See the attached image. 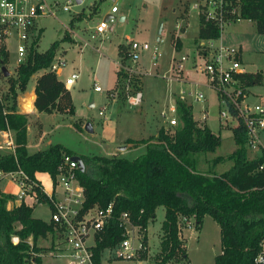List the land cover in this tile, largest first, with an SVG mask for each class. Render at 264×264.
<instances>
[{"label":"trees","instance_id":"obj_1","mask_svg":"<svg viewBox=\"0 0 264 264\" xmlns=\"http://www.w3.org/2000/svg\"><path fill=\"white\" fill-rule=\"evenodd\" d=\"M235 2L240 18L252 21L256 33L264 34V0ZM69 34L65 30L60 40L53 41L42 52L34 49L25 62L16 67V76L9 77V91L5 103L0 104V127H5L6 120L15 132L17 146L14 153L0 151V170L13 171L19 167L31 179L36 172H47L54 177L64 154L79 156L85 166L83 171L80 168L76 171L85 196L83 210L93 206L105 208L112 203L111 218L95 235L94 264H100L105 248L122 239L117 220L122 211L128 212L132 222L143 232L160 206L164 207V218L157 264L187 261L179 219L193 217L198 229L206 215L212 217L220 229L221 252L214 257V264H256L254 257L264 237V170H259L264 157L249 156L242 123L231 128L236 148L226 156L211 158L206 170L201 169V156L214 153L221 138L208 126L199 125L193 118L191 105L180 99L176 100L179 124L175 128L166 132L161 127L155 136L126 140V143L144 144L143 152L134 158L77 154L61 143L32 153L28 151L27 114L16 112L17 93L26 90L34 73L50 65L60 43L71 40ZM220 36L219 26L199 14L197 37L217 39ZM124 46L119 44V55ZM175 47L177 50L181 47L178 39ZM124 57H128L127 54ZM6 61L4 54L2 62ZM239 79L244 87H251L263 84L264 76L260 71L246 72L240 74ZM34 91V106L38 112L74 114L71 94L55 73L43 71L36 79ZM3 109L7 111L5 115ZM226 160L231 161L226 170L213 171ZM12 197L0 190V264H41L55 239L52 224L33 217V207L23 202L8 208L7 202ZM40 200H44L42 194ZM48 235L50 246L38 245V240L47 239ZM143 239L145 241L144 234Z\"/></svg>","mask_w":264,"mask_h":264},{"label":"rangeland","instance_id":"obj_2","mask_svg":"<svg viewBox=\"0 0 264 264\" xmlns=\"http://www.w3.org/2000/svg\"><path fill=\"white\" fill-rule=\"evenodd\" d=\"M49 2H58L59 10L55 17L44 16L37 20V26L41 27L39 38L35 43L37 51L46 50L55 40L63 37L64 31L72 30L77 32V40L71 38L70 41H63L58 46L66 49L65 59L67 64L64 67L61 77L66 76L72 67L79 71V78L72 87L74 97L75 113L73 115H48L43 114L41 119L49 131L42 139L41 144L33 148L43 147L46 140L52 143L58 142L77 154H103L107 156L123 155L134 158L141 154L144 149H134L133 144L124 142L125 150L114 148L117 146L119 138L124 135L139 137L147 135L150 130H154L151 115L156 110H160L167 99L173 96L174 100L179 99L180 95L186 97L192 102V111L199 120L201 114L206 110V123L212 131L221 138L220 145L214 153H208L201 156V169L208 168V162L216 155L226 156L231 153L236 145L233 140L231 128L236 124L224 125L219 120V113L223 106L219 105L215 93L208 89L204 83H198L195 80H204L205 77L198 73L192 66L190 59L183 61L181 74L182 78L169 80L171 75L170 66L173 56L179 57L183 54L193 55V51L199 39L198 34V9L193 7L196 0H83L76 4L73 1L70 11H63L66 0H47ZM116 6L118 11L111 13L112 6ZM107 14L113 17L108 20V30L102 37L96 35L90 39V44L99 46V52L90 46H86L82 51L77 49V42L80 45L84 42L83 38L93 34L94 26L105 19ZM120 17H123L121 19ZM214 22V21H213ZM180 29L176 28V24ZM217 23V22H215ZM218 24V23H217ZM221 36L216 42L222 41L225 45L235 47L236 44L243 46L244 56L243 65L246 64L248 71L259 70L264 74V35L255 31L254 23L249 20H243L223 25ZM221 28V27H220ZM69 34V35H70ZM179 35L181 47L176 49V39ZM89 38V37H88ZM130 39L138 42H147L150 50L140 54L138 62L130 60L125 45ZM197 40V41H196ZM75 43V44H74ZM125 43L122 54L117 53L118 44ZM13 45L11 44V48ZM157 51V59L151 60V50ZM127 54L128 57H124ZM120 56V57H119ZM121 60L124 66L133 69L126 71L122 68L117 72L116 61ZM143 65V69L139 67ZM12 71L11 77L16 76V68L8 65ZM181 76V75H180ZM116 78V81H115ZM36 75H32L28 82V88L32 89L35 84ZM115 81V85L113 86ZM9 80L4 86L7 87ZM98 85L101 90H94ZM264 85V84H263ZM264 87V86H263ZM262 89L261 86L253 87V90ZM140 90L143 94V101L139 107L127 105L126 96L131 91ZM108 91V92H107ZM203 92L205 101H194L189 92ZM260 91V90H259ZM21 92H18L20 95ZM108 94V96H107ZM112 94V95H111ZM32 95L26 93L24 98H17L22 109L32 111L33 105L25 106V102ZM22 96V95H20ZM116 99V102L108 101V98ZM189 97V98H188ZM176 101V100H175ZM93 104V105H92ZM105 108L102 114L99 113ZM82 118L86 122H92L95 128L94 133L79 128L75 123L77 119ZM179 120V119H178ZM41 120L35 118V115L28 114L31 134L30 141L36 143L41 133ZM79 131L75 130V125ZM231 127V128H230ZM161 128V127H160ZM169 128L166 132L170 131ZM104 139L106 144L112 148L102 147ZM261 139L264 143V131L261 133ZM102 147V148H101ZM30 148V150H33ZM128 149V150H127ZM130 149V150H129ZM107 152V153H106ZM260 150L249 151V156H259ZM231 161L226 160L213 168V171L220 173L230 166ZM3 187L8 189L7 181L3 182ZM33 214L43 219H47L49 211L47 205L37 206ZM164 218V207L160 206L156 210V216L150 220L146 230L140 231L144 234V250H140L131 258H118L108 256V251L101 253L100 264H157V257L160 251L161 223ZM191 225L182 230L185 238L187 261H180L177 264H214V257L220 253V229L216 221L206 215L203 217L201 226L195 227V219H190ZM14 242L17 239L13 238ZM44 246H50V241H39ZM52 249V247H51ZM116 251V249H115ZM70 258L61 257L55 251H48L41 264H69Z\"/></svg>","mask_w":264,"mask_h":264},{"label":"built area","instance_id":"obj_3","mask_svg":"<svg viewBox=\"0 0 264 264\" xmlns=\"http://www.w3.org/2000/svg\"><path fill=\"white\" fill-rule=\"evenodd\" d=\"M73 1L75 0H66L61 9L70 11ZM235 1L238 0H196L193 7L197 8L199 14L206 20L223 25L225 22L241 21ZM57 10H59V3L47 0H0L1 105L5 103V96L9 91V84L5 87L4 81L6 80L7 83L12 75L8 65L11 64L16 68L25 62L28 55L34 50L35 41L42 29L37 26V20L44 16L55 17ZM116 11L117 7L112 6L111 12ZM108 27V20H101L94 26L91 38H95V34L105 35ZM220 27L222 30L223 26ZM176 28L180 29V25L176 24ZM87 45L88 43L84 41L80 49ZM126 46L128 56L134 63L138 62L142 52L150 50V45L147 42H138L134 39H130ZM195 48L193 55L183 54L171 59V75L167 79H180L182 62L190 59L195 70L205 77L204 85L215 93L219 105L223 106L219 113L220 122L224 125L231 124L233 121L236 125L242 123L246 131L245 146L249 151L260 150L259 155L264 157V143L261 139V133L264 131V91L256 92L241 84L239 75L246 72L240 60V49L216 42L214 39H201ZM4 54L7 56L5 63L2 62ZM150 58L151 60L157 59L155 49L151 50ZM66 63V59L61 53H55L52 62L44 71L58 74L66 66ZM116 65L118 70L122 68L126 71H133V69L124 66L121 60L116 61ZM3 66L9 71L8 75L4 74ZM78 77L79 73L74 71L62 83L68 89L74 85ZM94 89L101 90L98 85H95ZM187 95L192 96L195 101H205L203 92H189ZM142 101L143 94L140 90L131 91L126 96V102L131 107L141 105ZM104 109L102 108L99 113L102 114ZM6 112L3 109V115ZM162 115L167 121L165 131L178 125L175 100L168 103ZM205 115L206 111L204 110L202 119L205 118ZM5 123V127H0V151L14 153L17 146L15 132L8 126L6 120ZM77 169V161L73 160L72 156L64 154L57 173L54 177L50 176V191L46 190L42 180L31 179L19 167L13 171L0 170V180L7 179L17 186L16 197L20 203L23 202L28 206L40 203L48 205L49 222L55 233V239L51 246L52 251L61 257L70 258L69 264H94L92 248L95 245V235L107 225L111 218L112 203H109L105 208L93 206L83 210L85 196L83 187L77 178ZM259 170H264V159ZM40 194L43 195L45 202L40 200ZM190 219L194 218L182 216L179 219L180 231L191 225ZM117 220L122 230V239L104 250L108 251L109 257L115 255L118 258L129 259L146 248L142 241L143 234H140V226L132 222L128 212L122 211ZM254 262L264 264V237L259 242Z\"/></svg>","mask_w":264,"mask_h":264},{"label":"crops","instance_id":"obj_4","mask_svg":"<svg viewBox=\"0 0 264 264\" xmlns=\"http://www.w3.org/2000/svg\"><path fill=\"white\" fill-rule=\"evenodd\" d=\"M117 11H118V8H117ZM116 11V12H117ZM110 12H111V10H110ZM111 13H113V12H111ZM115 13V12H114ZM107 15H112V14H107ZM106 15V16H107ZM105 16V17H106ZM112 17H113V15H112ZM111 17V18H112ZM121 19H123V17H120ZM109 20V19H108ZM244 20V19H243ZM250 21V20H249ZM178 24V23H177ZM92 30H94V28L92 29ZM73 32V33H72ZM72 32H71V34H70V36H71V38L73 39V40H77V32H75V30H72ZM94 32V31H93ZM264 35V34H263ZM89 37V38H88ZM87 38H83V41H86L87 43H88V45L87 46H90V47H92V48H94L97 52H99L100 50H99V46H93V45H91L90 44V39H91V35L90 36H88ZM102 37V36H101ZM177 38H179V40H180V37H179V35H177ZM93 39V38H92ZM215 41H216V39H214ZM221 43H223L222 41H220ZM75 44V43H74ZM121 44H125V43H121ZM224 44V43H223ZM77 49L79 50V51H82L84 48H82V49H80V47H81V45H80V43L79 42H77ZM126 45V44H125ZM180 45H182V43H181V40H180ZM118 46H119V44H118ZM118 46H117V53H118ZM235 47H237V48H239L240 49V60H241V63H242V65H243V56H244V51H243V46L241 45V44H236L235 45ZM65 52H66V49L65 48H63V47H61V48H59L57 51H56V53L57 54H59V53H61L62 55H63V57L65 58ZM100 53V52H99ZM101 54V53H100ZM120 57V56H119ZM173 57H176V56H173ZM172 57V58H173ZM66 62H67V60H66ZM116 63V62H115ZM67 64V63H66ZM139 67L141 68V69H143V65L141 64V63H139ZM243 67H244V69H245V72H257V71H259V70H256V71H248L247 69H246V64H244L243 65ZM64 69V68H63ZM63 69L61 70V72L60 73H58V74H56V76H57V78L62 82L67 76H69L72 72H74V71H77L76 70V68L75 67H72V69H71V71L68 73V74H66V76H64V77H61V73H62V71H63ZM44 70H39L38 72H36V73H34L35 75H36V79L38 78V76L43 72ZM262 71V70H261ZM260 71V72H261ZM78 73H79V71H77ZM117 72H118V67L116 68V70H115V73H116V78H117ZM33 74V75H34ZM263 74V73H262ZM79 75H80V73H79ZM180 75H181V78H182V74L180 73ZM263 76H264V74H263ZM32 77V76H31ZM79 78V77H78ZM77 78V79H78ZM116 78H115V81H116ZM36 79H35V84H36ZM76 79V80H77ZM115 81H114V84H113V86L115 85ZM195 81H197L198 83H205V81L204 80H202V81H200V80H195ZM75 83H76V81H75ZM75 83H74V85H75ZM35 84H34V87L32 88V89H29L28 88V84H27V87H26V90L24 91V92H21V94L20 95H22V96H20V95H18V93H17V98L18 97H20V98H24L25 96H23V95H25L26 93H29V94H31V93H33V100H32V105H33V109H32V111H26V110H24V109H22L21 108V106H20V102H17L16 103V105H17V113H21V114H27V118H28V114H30V113H32V114H34L35 115V118H38V119H40L41 121V124H42V129H40L41 130V133H40V135L38 136V138H37V141H36V143H34V144H32L31 143V141H30V134H31V129H30V125H29V122H27V144H26V148L28 149V151L29 152H35V151H37V150H39V149H43V148H45V147H47L48 145H50V144H53L49 139L48 140H46L45 141V144H44V146L43 147H38V148H33V146H37V145H39V144H41V142H42V139H43V137L45 136V134H47V132H49V131H47L46 130V125H45V123L43 122V120L41 119V116H43V114H50V115H70V114H66V113H59V112H55V111H53L52 113H46V112H38L37 110H36V108H35V106H34V100H35V97H36V95H35V91H34V89H35ZM263 84H264V81H263ZM263 84H261V85H255V86H251L250 88L253 90V87H257V86H261L262 87V89H260V88H258V90H253V91H259V92H262V91H264V85ZM73 85V86H74ZM72 86V87H73ZM72 87H70V88H68V90H69V92H70V94H71V97H72V102H73V105H74V97H73V94H72V92H71V90H72ZM95 90V89H94ZM19 92V91H18ZM108 92V91H107ZM201 92V91H200ZM192 93H195V92H192ZM182 95H184V94H182ZM182 95H180V97H179V99L180 100H182V101H184V102H186V103H188V104H190L191 105V107H192V102L191 101H189L188 99H186V97H182L181 98V96ZM107 96H108V94H107ZM108 98V101H110V102H116V99H110L109 97H107ZM189 98V97H188ZM172 100H174V98H173V96H171V97H169L168 99H167V101L163 104V107H162V109H160V110H156L155 111V113H153L152 115H151V119L154 121L153 122V127H154V130H150L151 132H149L147 135H141V136H139V137H131V136H128V135H124L122 138H119V141L117 142V146H115L114 148H119V150H121L120 149V147L121 146H124L123 145V143L124 142H126V140L127 139H132V140H140V139H146V138H148L149 136H152V135H156L157 134V132H158V130L160 129V127H163L164 128V130H165V126H166V124H167V121H166V118L162 115V112L163 111H165L166 110V108H167V105H168V103L170 102V101H172ZM175 100H177V99H175ZM195 101V100H194ZM198 102V101H197ZM142 104V103H141ZM93 105V104H92ZM128 105V104H127ZM139 106H141V105H139ZM139 106H137V107H139ZM26 107H28V106H26ZM103 108V107H102ZM206 111V110H205ZM74 113H75V105H74ZM192 113H193V111H192ZM203 113V112H202ZM73 115V114H72ZM206 115H205V118L204 119H202V114H201V119H202V121L200 122L199 120H197V118L194 116V114H193V118L198 122V124L199 125H206V126H208L207 125V123L205 122L206 121ZM75 123H78L79 124V126L78 125H76V124H74L75 125V130H77V131H79V129L77 128V126L79 127V128H81V129H83L84 127H85V125L87 124V123H90V125L92 126V132H90V133H94L95 132V128H94V125H93V123L92 122H86L85 120H83L82 118H80V119H77L76 121H75ZM179 124V123H178ZM176 127V126H175ZM174 127V128H175ZM209 127V126H208ZM231 128V127H230ZM233 128V127H232ZM171 129H173V128H171ZM210 130L212 131V129L210 128ZM81 131V130H80ZM79 131V132H80ZM213 132V131H212ZM214 133V132H213ZM215 134V133H214ZM101 141H102V143L103 144H101L102 145V147H106V151H107V149H112V148H110L107 144H106V141L104 140V139H102V137H101V139H100ZM54 143H58V142H54ZM131 144V143H130ZM133 144V143H132ZM63 145V144H62ZM65 146V145H64ZM133 146H135V144H133ZM66 147V146H65ZM101 147V148H102ZM30 148H33V150H30ZM134 149H136V148H138V149H144V144H138V145H136V147H133ZM126 149V148H125ZM124 149V150H125ZM128 150V149H127ZM130 150V149H129ZM108 152V151H107ZM106 152V153H107ZM83 155H91V154H86V153H82ZM101 155H103V154H101ZM79 168V167H78ZM51 175L49 174V173H47V172H36L35 174H34V177L35 178H37V179H40V180H42L43 181V185H44V187L46 188V190L47 191H50L51 190V177H50ZM4 181H7V183H8V189H5L4 187H3V182ZM0 190L2 191V192H4V193H6V194H11V195H13V197L11 198V199H9L8 200V202H7V207L8 208H12L13 206H15V205H19L20 204V201L18 200V198L16 197V193H17V191H18V188H17V186L13 183V182H11V181H9V180H7V179H1L0 180ZM41 205H47L46 203H40V204H36V205H34V206H32L33 207V210L37 207V206H41ZM47 208H48V205H47ZM33 210H32V216L33 217H35V218H40V217H38V216H35L34 214H33ZM157 210V209H156ZM48 211H49V208H48ZM155 214H156V212H155ZM40 219H42V220H44V221H46V222H49V216H48V218L47 219H43V218H40ZM39 241H50L51 242V238H50V236L48 235V238L47 239H39ZM38 245H40L39 243H38ZM40 246H44V245H40ZM221 252V251H220ZM44 257L45 256H43L42 257V262H43V260H44ZM41 262V263H42Z\"/></svg>","mask_w":264,"mask_h":264},{"label":"water","instance_id":"obj_5","mask_svg":"<svg viewBox=\"0 0 264 264\" xmlns=\"http://www.w3.org/2000/svg\"><path fill=\"white\" fill-rule=\"evenodd\" d=\"M83 0H75L76 4H80L82 3ZM112 17V15H107L105 17V20H108ZM2 70L4 72L5 75L9 74V71L6 69V67H2ZM84 129L88 132H92V126L90 125V123H87L84 127ZM126 147L125 146H121L120 149L124 150ZM72 159L77 161L78 167L80 168L81 171H83L85 169L83 160L79 157V156H72Z\"/></svg>","mask_w":264,"mask_h":264},{"label":"bare ground","instance_id":"obj_6","mask_svg":"<svg viewBox=\"0 0 264 264\" xmlns=\"http://www.w3.org/2000/svg\"><path fill=\"white\" fill-rule=\"evenodd\" d=\"M32 100H33V93H32V95L28 98V101L27 102H25V104H23L24 106V108H25V106H30V105H32Z\"/></svg>","mask_w":264,"mask_h":264}]
</instances>
